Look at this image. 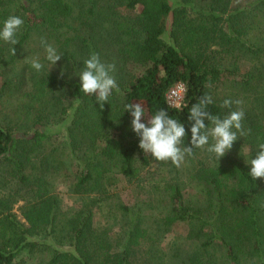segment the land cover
Listing matches in <instances>:
<instances>
[{
  "label": "trees",
  "instance_id": "16d2710c",
  "mask_svg": "<svg viewBox=\"0 0 264 264\" xmlns=\"http://www.w3.org/2000/svg\"><path fill=\"white\" fill-rule=\"evenodd\" d=\"M11 15L24 23L15 55L0 40V264H264V179L246 164L264 142V0H0V28ZM41 39L62 55L56 65ZM92 52L116 65L119 91L103 109L75 75ZM28 56L39 57L40 72ZM178 83L186 93L173 108L167 96ZM204 94L221 117L237 107L222 108L224 99L241 100L251 134L219 161L207 146L185 158L201 196L190 203L179 168L138 147L125 105L140 103L145 119L168 111L188 145L189 109ZM59 179L78 207H63ZM120 181L147 202L121 204L112 193ZM179 223L193 248L161 252Z\"/></svg>",
  "mask_w": 264,
  "mask_h": 264
},
{
  "label": "clouds",
  "instance_id": "9594fccd",
  "mask_svg": "<svg viewBox=\"0 0 264 264\" xmlns=\"http://www.w3.org/2000/svg\"><path fill=\"white\" fill-rule=\"evenodd\" d=\"M23 23L22 18L11 15L4 20L0 28V40L13 46L11 48L13 55L16 52L14 46L18 44L16 34ZM41 45L46 53L47 61L56 65L62 55L43 39H41ZM25 60L36 72H40L44 67L38 56H28ZM115 70V63H104L98 53L92 52L83 61V68L75 72V75L79 77L80 91L85 95H94L101 109L113 91H119L113 75ZM64 72L65 69H61V77ZM212 103L213 97L204 94L190 107L188 120L191 122V139L188 145L184 143L187 135L184 124L170 116L168 111L161 108L145 119L144 107L140 103H131L125 105V112L131 115V130L139 138L138 147L157 161L170 162L179 168L186 157L193 155L194 148L204 149L207 146L206 151L219 161L231 150L235 141L251 134V129L246 130L242 123L245 112L240 107L241 100L224 99L222 108H231L233 104L237 107L223 117L208 111V106ZM257 148L254 158L246 163L251 166L248 175L254 180L264 179V142L258 143Z\"/></svg>",
  "mask_w": 264,
  "mask_h": 264
},
{
  "label": "rangeland",
  "instance_id": "374dc122",
  "mask_svg": "<svg viewBox=\"0 0 264 264\" xmlns=\"http://www.w3.org/2000/svg\"><path fill=\"white\" fill-rule=\"evenodd\" d=\"M31 51H33L32 48H29V53H31ZM240 68L242 70L249 71L252 68V63L248 61H242L240 62ZM224 94L225 93L222 91L220 94L221 99L224 96ZM11 110L12 109L10 105L9 104L6 105L5 112H6L7 117H14L13 121H14L15 127L16 125L17 127H19V125L22 126L24 120H22V118H20L19 116H15L14 114H12L13 112ZM10 114L13 116H11ZM193 169H194L193 164L187 163L186 159L184 163L179 167V170L181 171L180 186H181V190L183 193V197L185 201L190 202V203H196L197 198L198 199L201 198L200 194L198 193V189L196 188V184H195L196 182L195 181L193 182L190 178V176L193 175ZM57 184H58L57 185L58 194L62 198L63 207L64 208H70V207H75V206L78 207L80 205V200L70 193L69 188H68L69 182L67 181L65 182L64 180L59 179ZM112 190H113L112 193L113 194L115 193V195L118 196V200L120 201V203L129 208L134 209L138 205V202L140 201L147 202L146 196L144 195L139 196L137 194V191L139 190L138 188H136L134 185H130L126 183L125 181H120L119 187L117 189L114 188ZM23 203L24 202H20L18 205H16L14 209V212L20 219H22L20 208L23 205ZM152 210L153 208L150 209V211L149 209H146V212L151 215ZM107 211H108V208L106 207L104 208V211L102 213L106 214ZM103 214L99 212L96 213V217H95L96 224L104 225L107 222L106 220L107 217H104ZM112 223L114 224L115 222L113 221ZM188 232H189V226L187 224L185 223L176 224L170 230V232L165 234L164 238L161 240V252L163 251V253H167L174 246L182 247V251H190V249L193 248L191 246L193 244L185 241L187 239ZM112 233L113 232H110L109 235L111 236Z\"/></svg>",
  "mask_w": 264,
  "mask_h": 264
},
{
  "label": "built area",
  "instance_id": "2783aa9c",
  "mask_svg": "<svg viewBox=\"0 0 264 264\" xmlns=\"http://www.w3.org/2000/svg\"><path fill=\"white\" fill-rule=\"evenodd\" d=\"M186 93V86L183 83L176 84L168 93V103L173 108H181Z\"/></svg>",
  "mask_w": 264,
  "mask_h": 264
}]
</instances>
